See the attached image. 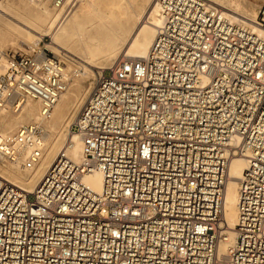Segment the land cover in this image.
<instances>
[{
  "label": "built area",
  "instance_id": "built-area-1",
  "mask_svg": "<svg viewBox=\"0 0 264 264\" xmlns=\"http://www.w3.org/2000/svg\"><path fill=\"white\" fill-rule=\"evenodd\" d=\"M62 7L71 0H27ZM161 12L145 58L101 71L71 125L81 163L60 154L33 193L0 179V264H264V5L250 29L205 0H154ZM0 108L27 99L45 116L67 86L46 50L0 51ZM40 130L0 136V156ZM244 156L237 241L223 239L224 183ZM101 174L99 193L82 182Z\"/></svg>",
  "mask_w": 264,
  "mask_h": 264
},
{
  "label": "bare ground",
  "instance_id": "bare-ground-1",
  "mask_svg": "<svg viewBox=\"0 0 264 264\" xmlns=\"http://www.w3.org/2000/svg\"><path fill=\"white\" fill-rule=\"evenodd\" d=\"M10 1L14 2L15 0ZM97 1L71 0L58 8L50 5L53 10H58V13H54V15L45 6L31 10L26 4L6 3L5 6H0V38L8 34L4 29L8 27L15 32L23 33L29 38H34L37 42L41 37L49 36L51 42L47 49L51 53L61 54L67 52L73 57L81 59V62L86 66L93 65V62L98 59L110 63L118 55L120 56L114 62L124 56L133 59L145 58L162 18L160 9L154 3V0L147 11L146 5L150 0H144L145 5L131 14L128 10L132 9V2L130 0H118L116 4H112L111 9L116 8L118 11H122L126 17L124 18V15H122V18L117 19L116 24L112 22L113 12L108 17L111 22L106 23L104 12L98 8ZM205 1L209 5H216L223 17L231 24L245 26L250 29L253 27L252 22L256 18L258 9L254 4L246 0ZM25 2L33 3V5L40 3L27 0ZM77 2L79 4L75 7ZM129 17L130 19H128ZM3 20L11 22L12 25ZM30 50L35 49L31 48ZM38 50L46 49L41 48ZM7 66L9 64L4 58L1 62L0 74L7 69ZM97 69L106 70L98 67ZM69 84L70 79L66 88L56 98L45 116L42 114L43 105L39 99H27L22 107L14 112L0 108V111L17 114L15 117H9L8 115L0 117V129L2 131L0 136L3 138L13 139V135L21 126H36L40 130V137L36 144L39 149L37 159L31 160L30 158L32 148L18 145L12 146L11 154L8 157L0 156V162H9V164L0 165V179L22 192L33 193L46 171L62 153L74 164L81 163L83 158L81 140L76 133L71 131V125L77 115L71 124H68V118L72 111H78L80 105H82L85 92L78 86L75 91L71 92V95L66 94L65 91L68 89ZM65 124L69 126L64 133L60 128ZM13 127L17 128L10 133L9 131ZM47 140L49 141L43 155L44 144ZM246 166L244 156L231 157L227 165L223 192L225 227L223 229V239L219 243V253H224L227 249L232 248L237 241L238 186ZM81 182L92 192L99 193L102 186V177L98 171L92 170L91 173L84 174L81 177Z\"/></svg>",
  "mask_w": 264,
  "mask_h": 264
},
{
  "label": "rangeland",
  "instance_id": "rangeland-1",
  "mask_svg": "<svg viewBox=\"0 0 264 264\" xmlns=\"http://www.w3.org/2000/svg\"><path fill=\"white\" fill-rule=\"evenodd\" d=\"M117 1L118 0H113V1L112 0H98L97 1L98 8L104 12V17H105L106 23L111 22L108 19L111 12H113V14H114V16H112V22H115V24L120 19V17L122 18V15H124L122 13V11H120V10L118 11V9H116V8L111 9L112 4H116ZM130 1L132 2V9L128 10L130 14L134 11H138L139 7H143L145 5L144 0H130ZM152 1L153 0H150V2L146 5V11L148 10ZM246 1H248L251 4H254L258 8L257 11L259 10V8L262 5H264V0H246ZM44 2L45 1L40 2L38 5H36V4L33 5V3L29 4V2L27 3V2H25V0H15L14 2H11L10 0H0V6L3 7L6 5V3H12V4L15 3L16 5L20 3V5L21 4L28 5L31 10H36L38 8L40 9L41 6H45L50 11V13L52 15H54V13L55 14L58 13V10H53V8L50 6V4L48 2H46V3H44ZM78 4H79V2H77L75 7H77ZM213 6L218 8L216 5H213ZM125 17L126 16L124 15V18ZM25 18L28 19L27 17H25ZM128 19H130V17ZM3 21L4 22L6 21V23L11 24V22H7V20H3ZM112 24H114V23H112ZM4 29H5V32L8 34L4 35V36H2V38H0V51L9 52L11 54H26L29 51H31L30 50L31 48H33L35 50L45 48L49 53H51V51H49L47 49V47L50 45V42H51V39L49 36L41 37V39L37 42V40L35 41L34 38H29V37L25 36L23 33L15 32L10 27L4 28ZM32 34H34V36H37L35 33H32ZM51 54L54 55L55 57H59L60 59L64 60V62H66V70L69 72L68 74H69L70 84H69L68 89L65 91V93L71 95V92L73 90L75 91L78 86L81 87V89L85 92V96H84L85 99H84L82 105H80L78 111H76V112L72 111L71 115L68 118V120H69L68 124H71V122L73 121L75 116L79 113L82 106L87 101V99H88V97H89V95L93 89L94 83L97 79V76H98L99 72L102 71V69L99 70V69H97V67L98 68H105V69L108 68L115 61V59L120 55H118L116 58H114L110 63H105L102 59H98V60H95V62H93V65L86 66L83 64V62H81V59H78L77 57L75 58L71 54H68L67 52H62L61 54H53V53H51ZM69 79L67 76L68 83H69ZM73 110H75V109H73ZM5 115H8L9 117H15L17 114L12 113V112H8V111H6V112L0 111V117H3ZM68 126L69 125L65 124L60 129L65 133L67 131ZM16 128L17 127H13L9 132L10 133L14 132L16 130ZM0 132L2 133L1 129H0ZM46 132L48 133L47 130H46ZM52 136H54V135H52ZM48 141L49 140H47V142L45 141L43 155L46 152V147H47ZM3 164H9V162H0V165H3Z\"/></svg>",
  "mask_w": 264,
  "mask_h": 264
}]
</instances>
